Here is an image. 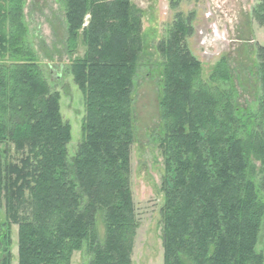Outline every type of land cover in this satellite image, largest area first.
Here are the masks:
<instances>
[{
	"label": "trees",
	"instance_id": "16d2710c",
	"mask_svg": "<svg viewBox=\"0 0 264 264\" xmlns=\"http://www.w3.org/2000/svg\"><path fill=\"white\" fill-rule=\"evenodd\" d=\"M60 1L69 52L80 38L85 46L70 69L85 108L73 155L60 94L26 42L24 0H0L1 264L14 260L13 225L18 264H72L76 252L88 264H132L133 89L145 59L143 13L133 0ZM183 1L170 0L172 9ZM253 18L264 27V0ZM192 22V14L178 13L155 46L163 70L164 264H264V46L256 109L244 111L225 58L204 78L188 46Z\"/></svg>",
	"mask_w": 264,
	"mask_h": 264
},
{
	"label": "rangeland",
	"instance_id": "374dc122",
	"mask_svg": "<svg viewBox=\"0 0 264 264\" xmlns=\"http://www.w3.org/2000/svg\"><path fill=\"white\" fill-rule=\"evenodd\" d=\"M133 2L143 13L146 51L133 89L130 185L138 228L132 264H164L160 210L165 170L157 147L163 129L160 112L163 70L155 46L167 37L178 13L192 14L193 35L188 46L202 63L204 78L225 58L237 106L244 111H254L260 95L257 49L264 46V27L253 18V9L261 0H184L176 10L172 9L170 0ZM24 24L26 42L35 61L53 90L60 94L63 118L72 128L68 149L73 155L82 141L85 108L70 69L72 62L84 55L85 46L80 38L75 52H69L68 24L60 0H24ZM5 221L4 200L0 196V224ZM11 236L12 264H18V226L11 227ZM258 249L264 253V227ZM3 256L0 246V264ZM88 263L89 256L83 252H76L72 257V264Z\"/></svg>",
	"mask_w": 264,
	"mask_h": 264
}]
</instances>
